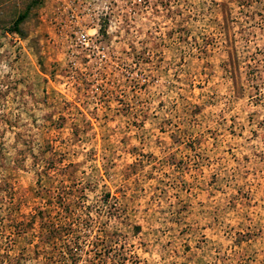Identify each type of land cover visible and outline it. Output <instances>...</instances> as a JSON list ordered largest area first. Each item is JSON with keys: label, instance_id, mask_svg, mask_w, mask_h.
I'll return each mask as SVG.
<instances>
[{"label": "rangeland", "instance_id": "obj_1", "mask_svg": "<svg viewBox=\"0 0 264 264\" xmlns=\"http://www.w3.org/2000/svg\"><path fill=\"white\" fill-rule=\"evenodd\" d=\"M0 264H264V0H0Z\"/></svg>", "mask_w": 264, "mask_h": 264}, {"label": "trees", "instance_id": "obj_2", "mask_svg": "<svg viewBox=\"0 0 264 264\" xmlns=\"http://www.w3.org/2000/svg\"><path fill=\"white\" fill-rule=\"evenodd\" d=\"M25 15V13H23V14H19L18 15V17H17V19L15 20V25L18 23V22H20V21H22L23 19H24V16Z\"/></svg>", "mask_w": 264, "mask_h": 264}]
</instances>
